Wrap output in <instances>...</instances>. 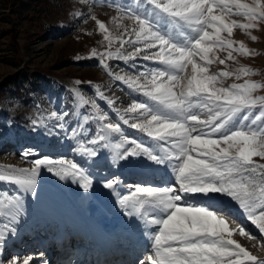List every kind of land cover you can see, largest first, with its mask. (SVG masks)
Returning <instances> with one entry per match:
<instances>
[{
	"label": "snow or ice",
	"instance_id": "obj_1",
	"mask_svg": "<svg viewBox=\"0 0 264 264\" xmlns=\"http://www.w3.org/2000/svg\"><path fill=\"white\" fill-rule=\"evenodd\" d=\"M144 3L147 7L143 9H117L123 13L112 17L122 30L117 36L95 15L91 17L107 42L105 51H91V57H99L102 67L109 69L107 61L112 59L151 60L159 65L134 76H114L151 102H133L124 111L136 114L140 122L130 126L145 133L159 149L154 153L151 147L125 137L135 147L117 151L116 159L144 154L156 164L171 163L175 173L172 186L137 185L119 200L129 216L139 217L152 229L151 252L140 264H264V257L253 254L233 238L238 232L253 239L243 227H230L227 205L189 202L196 195L205 199L226 196L264 234V96L254 95L264 84L245 79L243 83L224 86L226 78L240 80L252 74L248 67L228 68L227 62L235 60L234 52L251 54L244 42L231 37L239 28L253 41L257 39L249 30H258L264 23V0ZM234 16L242 17L243 22ZM125 19L132 21L130 27L123 23ZM114 44L119 46L113 50ZM126 45L133 48L127 54ZM220 52H226V56L221 58ZM217 63L225 65V69L211 71L210 66ZM76 95L82 104L91 103L99 121L109 119L107 114H100L95 100L89 101L79 91ZM95 95L108 105L115 104L99 86ZM120 119L129 124L123 115ZM112 134L123 135L120 124L103 123L91 143L108 141ZM83 151L97 155L91 148ZM30 155L23 153L24 158ZM42 168L55 171L61 179L72 178L85 190L92 187V179L84 169L64 159L42 156L33 159L30 167L8 165L0 168V181L13 185L14 192L5 191L0 197V216L10 218V223L18 220L24 210L23 194L35 192ZM116 184L109 179L104 187L113 189ZM5 231L15 234L16 228L6 224L0 230V241L5 239ZM9 264L19 262L13 258ZM22 264L29 261L25 259Z\"/></svg>",
	"mask_w": 264,
	"mask_h": 264
},
{
	"label": "rangeland",
	"instance_id": "obj_2",
	"mask_svg": "<svg viewBox=\"0 0 264 264\" xmlns=\"http://www.w3.org/2000/svg\"><path fill=\"white\" fill-rule=\"evenodd\" d=\"M137 7L143 9L147 5L144 0H0V168L8 165L30 167L33 159L42 156L75 162L92 179V187L88 190L98 195L113 211L118 208V190L122 183L133 190L137 185L167 187L175 183L169 179L151 182L157 171L175 178L171 163L152 162L151 174L137 169L123 172V161L115 156L117 151L135 147L127 142L131 140L159 153L155 141L130 126L140 122L135 118L136 114L124 111L133 102H151L114 79L116 74L134 76L139 72H150L159 65L151 60L112 59L107 61L109 69H105L99 57H91L93 48L103 52L107 47L103 39L105 34L98 30L92 15L103 21L113 36H117L122 30L112 22V17L123 15L117 9ZM233 18L243 22L242 17ZM123 23L130 27L132 21L125 19ZM249 31L257 37L255 41L239 28L234 29L231 39L244 42L251 54L245 56L234 52L235 60L228 61L227 65L230 69L251 68L252 74L240 80L226 78L224 86L243 83L245 79L264 84V23L258 30ZM118 46L114 44L113 50ZM132 50V46H125L126 54ZM218 55L224 58L226 52ZM224 69L225 65L218 63L210 66L211 71ZM97 86L105 97L115 101L114 105H108L106 100L95 95ZM78 91L89 101L95 100L100 114H107L109 119L99 121L91 103H81L76 95ZM254 95L264 96V88L258 89ZM121 115L129 120V124L123 123ZM107 122L119 123L123 135L112 134L108 141L92 144L91 141L100 134L102 124ZM30 130L35 136L34 146L27 144ZM49 133H54L51 137L54 140L58 137L67 141L58 149L51 143L47 145L45 138ZM17 138L20 142L16 141ZM120 144L122 147L118 149ZM85 147L95 150L97 155L93 157L84 152ZM25 152L31 155L24 158ZM109 179L117 181L113 189L104 187ZM37 183L53 203L66 209L74 204L71 196L73 200L77 198L74 190L83 189L72 178L61 179L55 171L49 172L46 168L41 169ZM0 191L12 194L14 186L0 181ZM189 202L198 205L223 202L230 207L226 216L230 219V227H243L253 237L249 240L236 232L233 238L253 254L264 257V246H256V239H262L263 234L246 218L237 203L226 196L205 199L200 195L192 197ZM229 202L233 206H229ZM9 220L0 216V227L4 229L6 224L9 228L15 227ZM141 225L146 238L150 237L152 229L143 220ZM75 242H72V247ZM0 244L6 246L8 243L0 241Z\"/></svg>",
	"mask_w": 264,
	"mask_h": 264
},
{
	"label": "bare ground",
	"instance_id": "obj_3",
	"mask_svg": "<svg viewBox=\"0 0 264 264\" xmlns=\"http://www.w3.org/2000/svg\"><path fill=\"white\" fill-rule=\"evenodd\" d=\"M52 135L49 133L46 138L57 149L67 141L56 136L54 140ZM16 141L20 142V138ZM27 144H35L31 130ZM130 148L134 146L127 147ZM122 161L123 172L137 169L151 174L153 161L144 154L129 156ZM168 179L175 182L171 174L163 173L154 176L151 182H166ZM41 187L37 183L34 193L23 194L24 210L13 222L16 233L5 231L3 241L8 244H0L2 264H9L13 258H17L19 264L25 259L29 264H49V260H55L54 264H140L146 261L151 249L149 237L146 238L142 230V220L129 216L119 203L120 198L129 195L133 189L122 183L118 190V208L113 211L98 195L85 189L74 190L77 198L73 200L71 196L74 204L66 209L53 203ZM4 193L0 191V197ZM230 205L233 203L229 202ZM0 230L4 229L0 227ZM73 241L76 242L72 247ZM256 242V246H264V234Z\"/></svg>",
	"mask_w": 264,
	"mask_h": 264
},
{
	"label": "trees",
	"instance_id": "obj_4",
	"mask_svg": "<svg viewBox=\"0 0 264 264\" xmlns=\"http://www.w3.org/2000/svg\"><path fill=\"white\" fill-rule=\"evenodd\" d=\"M8 78H9V77H8ZM8 78H7V79H8Z\"/></svg>",
	"mask_w": 264,
	"mask_h": 264
}]
</instances>
